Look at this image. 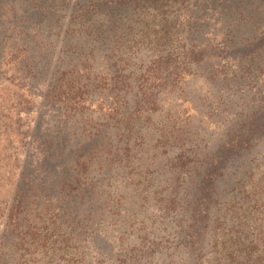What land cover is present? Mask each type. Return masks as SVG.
<instances>
[{
  "label": "trees",
  "instance_id": "1",
  "mask_svg": "<svg viewBox=\"0 0 264 264\" xmlns=\"http://www.w3.org/2000/svg\"><path fill=\"white\" fill-rule=\"evenodd\" d=\"M256 2L0 0V51L35 114L0 264H264ZM211 16L224 47L191 39Z\"/></svg>",
  "mask_w": 264,
  "mask_h": 264
},
{
  "label": "rangeland",
  "instance_id": "2",
  "mask_svg": "<svg viewBox=\"0 0 264 264\" xmlns=\"http://www.w3.org/2000/svg\"><path fill=\"white\" fill-rule=\"evenodd\" d=\"M258 9L256 18L258 23H262L260 27L255 26L248 30L250 37L257 39L259 44L262 40V34L264 32V0H256ZM191 2V1H190ZM254 6V5H253ZM174 15L178 14V17L181 18V15H184L182 8L173 7L172 8ZM201 10L210 11V6L206 4L205 8ZM249 7H247V11ZM187 13L196 15L198 9L190 8ZM201 19V13L198 14ZM217 17L211 16L209 19H204L203 21H196L195 19H190V24H194L195 29L191 31V39L197 43H208L218 47H224L223 37L221 32V26L217 25L215 21ZM0 34L9 35L10 31L6 28L0 29ZM244 39L245 36H242ZM200 44V45H201ZM221 51V50H220ZM219 52V51H218ZM221 53V52H219ZM6 52L1 53L0 51V254L1 251L7 252L11 249L10 240L7 241V244L2 247L4 243L5 235L4 227L9 221L10 209L14 205L15 192L19 184L21 185L23 181L27 183L26 174L23 173L24 168H28V171L33 172V164H30L32 158H29V155L32 153L28 152V142L29 137L27 138V132L30 128L34 126L35 123V114L33 113V108L29 110H21L20 101L24 99L28 100L21 85L19 82L18 75L16 73L17 66L13 64L10 58V54L6 57ZM214 63H219L223 65L224 61L222 59L213 60ZM55 61L49 64V69H47V74L39 83L34 84L39 90H44L50 84L51 73L55 67ZM264 64V62L262 63ZM252 88V85L249 86ZM187 92L191 93V96L195 95V99L198 97L199 107L198 110H205L206 103L210 98L207 87L200 82H189L187 86ZM194 93V94H193ZM205 102V103H204ZM201 104H204L203 106ZM30 113V114H29ZM198 118L196 119V121ZM32 131V129L29 131ZM6 234V233H5ZM103 243L106 242V239L102 240ZM109 244V242H108ZM107 245V244H106ZM31 250L34 251V248L31 246ZM17 252V257H18ZM20 254V253H19ZM8 256V254H7ZM41 254L39 252L34 253L32 258L39 259ZM23 260V259H22ZM14 264V262H12ZM41 264V262H40Z\"/></svg>",
  "mask_w": 264,
  "mask_h": 264
}]
</instances>
